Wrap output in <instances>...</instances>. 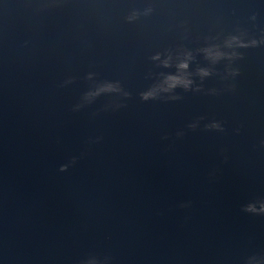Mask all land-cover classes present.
I'll use <instances>...</instances> for the list:
<instances>
[{
	"label": "water",
	"instance_id": "obj_1",
	"mask_svg": "<svg viewBox=\"0 0 264 264\" xmlns=\"http://www.w3.org/2000/svg\"><path fill=\"white\" fill-rule=\"evenodd\" d=\"M0 264H264V0H0Z\"/></svg>",
	"mask_w": 264,
	"mask_h": 264
},
{
	"label": "clouds",
	"instance_id": "obj_2",
	"mask_svg": "<svg viewBox=\"0 0 264 264\" xmlns=\"http://www.w3.org/2000/svg\"><path fill=\"white\" fill-rule=\"evenodd\" d=\"M181 67L182 68H187V64H183V65H181ZM202 75H207V73L205 72V73H202ZM169 80H170V87H176L178 84H183L185 87H188L189 85H190V81H180V80H178L177 78H175V77H170L169 78ZM150 96H151V94H148V95H145L144 96V99H149L150 98Z\"/></svg>",
	"mask_w": 264,
	"mask_h": 264
}]
</instances>
